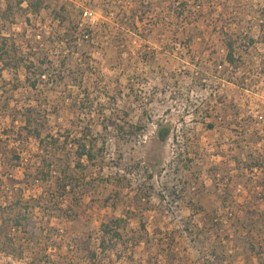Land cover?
I'll list each match as a JSON object with an SVG mask.
<instances>
[{
  "label": "rangeland",
  "instance_id": "rangeland-1",
  "mask_svg": "<svg viewBox=\"0 0 264 264\" xmlns=\"http://www.w3.org/2000/svg\"><path fill=\"white\" fill-rule=\"evenodd\" d=\"M41 2L0 0V264H264V191L240 157L264 154V0ZM78 140L94 160L63 192ZM117 218L125 245L102 253Z\"/></svg>",
  "mask_w": 264,
  "mask_h": 264
},
{
  "label": "trees",
  "instance_id": "trees-1",
  "mask_svg": "<svg viewBox=\"0 0 264 264\" xmlns=\"http://www.w3.org/2000/svg\"><path fill=\"white\" fill-rule=\"evenodd\" d=\"M42 0H34V3L32 5H30L28 7V13L29 11L31 13H39L40 9H41V2ZM33 7V8H31ZM182 11H180V7L178 9V12L176 13V16L178 18L183 16V11L184 10V5L181 7ZM124 9H120L119 13L117 16L121 15L122 17L125 15L126 16V12L123 11ZM107 14V13H106ZM133 14L135 15V11L133 12ZM12 16V11L11 8L9 6H6L5 8H1L0 7V22L2 21H8L10 20V17ZM76 30V29H75ZM78 31V29H77ZM76 31V32H77ZM88 35H81L83 37L85 36H89L91 35V33H87ZM120 36L119 34H115L114 37L112 38L113 41L119 40ZM226 61L228 64H233V56H234V42L229 40L226 43ZM7 59L8 57L5 55L0 54V62H2V68L0 69V71L3 70V68H5L7 66ZM25 116V124L23 127V130L25 131L26 135L29 138H32L34 140H37L40 144V146L42 148L44 143L46 142L44 138H42L43 136V131H42V127L35 125L33 121H31L30 118V114L27 116V113L24 115ZM116 132L119 134L124 132V127L121 126H116L115 127ZM168 130L163 129L161 131H159V138L160 139H165L168 136ZM49 136V135H46ZM50 138V137H48ZM75 146V151L73 153V158L70 159L69 161H63L65 164L62 165L61 163V167L64 168L63 170H65L63 173V180H58L56 181V184H60L59 188L63 189L65 192V190L69 187V185H67V183L64 182V180H68L70 181V184H72V174L74 171H76L77 169L82 167V163L85 160H88L89 162H92L94 160V154H93V148L90 145V143H85V142H80L79 140L73 143ZM57 140H54L50 143L49 147H45L46 151H48L47 149L52 147L55 150H58L57 147ZM246 156V161L242 162L244 165H242L243 167L241 168V170L243 169V173L245 172L246 174H258V178L255 184H253L254 189L259 190V191H264V154L259 153L257 151H254L253 153H240V157ZM53 158H55V156H52ZM48 160L47 159V154L44 155V157L41 158V169L38 171V176L39 178L45 179L46 177L51 175L52 173L55 174V171H53V167L57 168V164L55 163V161L52 159ZM60 167V166H59ZM60 167V168H61ZM57 172V171H56ZM262 178V179H261ZM257 185V186H256ZM255 192V190H254ZM251 194H253V192H250ZM256 198L258 196V193H254L253 194ZM252 195V196H253ZM260 196V195H259ZM262 196V195H261ZM220 198V202L223 203V197L222 195L219 197ZM261 198V197H260ZM262 198H264V195L262 196ZM252 199L250 198V201ZM68 207L65 210V214L66 211H68ZM67 215V214H66ZM127 222L123 219V218H117L114 219L112 221H110L109 223H104L101 225V234L102 236L100 237V241L98 244L99 250L102 253H106L109 250H114L117 246H119L120 244L125 245V242L123 241V235H124V230L127 229ZM5 229L7 231L12 230H18L21 226H23L22 221L18 218H11L9 222H5L4 221Z\"/></svg>",
  "mask_w": 264,
  "mask_h": 264
},
{
  "label": "built area",
  "instance_id": "built-area-1",
  "mask_svg": "<svg viewBox=\"0 0 264 264\" xmlns=\"http://www.w3.org/2000/svg\"><path fill=\"white\" fill-rule=\"evenodd\" d=\"M91 12L90 11H88V10H85V12L82 14V16H83V19L84 20H86V19H90V17H91ZM82 26V25H81ZM39 38V37H38Z\"/></svg>",
  "mask_w": 264,
  "mask_h": 264
}]
</instances>
